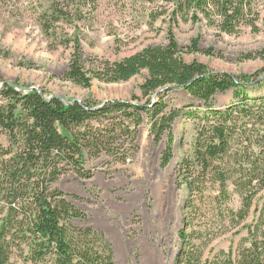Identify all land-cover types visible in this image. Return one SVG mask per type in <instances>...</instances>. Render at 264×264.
Wrapping results in <instances>:
<instances>
[{"label": "trees", "instance_id": "obj_1", "mask_svg": "<svg viewBox=\"0 0 264 264\" xmlns=\"http://www.w3.org/2000/svg\"><path fill=\"white\" fill-rule=\"evenodd\" d=\"M172 2L174 21L176 14L204 20L207 27L228 34H236L244 25L254 31H259V23L264 26V15L259 11L264 0ZM53 8L50 17L45 15V19H52L45 31L69 14L68 7ZM170 38L167 46H149L119 61L92 60V69L86 67L80 45H76L66 78L90 87L93 79L129 81L146 70L148 76L141 85L147 99L144 104L65 100L16 83L2 84L0 133L7 144L0 143V264H114L112 244L103 232L73 224L74 219L87 215L68 201L57 182L69 172L91 178L86 156L106 154L126 163L135 156L130 150L137 149L138 127L146 118L157 141L168 136L161 162L167 166L173 159V125L181 110H168L162 99L153 102L152 97L171 87L185 89L207 106L190 114L196 123L193 152L177 169V182L185 186L188 195L187 230L180 232L185 249L179 263L264 264V204L235 252L233 248L220 250L204 260L205 248L196 243L202 238L194 224L200 216L198 203L207 199L217 204L220 226L229 223L237 227L249 217L257 195L264 190V95L246 92L250 78L210 71L198 61L186 62L174 37ZM197 44L198 38L192 47L198 48ZM258 57L264 58V50ZM230 89L237 101L223 109L210 105L218 92ZM209 191L214 194H207ZM233 194L242 201L238 210L229 206Z\"/></svg>", "mask_w": 264, "mask_h": 264}, {"label": "rangeland", "instance_id": "obj_2", "mask_svg": "<svg viewBox=\"0 0 264 264\" xmlns=\"http://www.w3.org/2000/svg\"><path fill=\"white\" fill-rule=\"evenodd\" d=\"M172 1L0 0V87L8 82L26 90L37 89L46 97L97 104L113 100L144 104L147 99L143 98L141 85L148 76L146 70L129 81L93 79L90 87L66 78L76 45H80L86 67L92 69V60L119 61L149 46H167L172 35L186 62L198 61L210 71L250 78L252 83L246 86V92L250 96L264 95V58L258 57L264 50V26L259 23V31H254L244 25L236 34H228L207 27L204 20L176 14L174 21ZM53 6L68 7L69 14L45 31L52 21L45 15L52 13ZM259 11L264 15V8ZM197 38L198 48L194 49ZM207 50L213 53L209 55ZM233 92H218L210 105L223 109L234 103L237 99ZM161 99L168 110H181L173 125V159L167 166L161 162L168 136L157 141L146 118L138 127L137 149L130 150L135 151V156L126 163L106 154L86 156L91 178L69 172L57 182L68 201L87 215L74 219L73 224L103 232L112 244L114 264H180L179 257L185 249L180 232L187 230L188 195L185 186L177 182V169L183 158L193 152L196 123L190 114L207 106L183 88L171 87L155 98ZM0 143L7 144L1 133ZM263 204L264 190L257 195L249 217L231 227L229 223L220 226L217 204L207 199L199 202L200 216L194 224L202 238L196 243L205 248L204 260L220 250L228 252L233 248L235 252L248 236V227L258 218ZM229 206L240 209L241 198L233 194ZM207 240L211 242L205 245Z\"/></svg>", "mask_w": 264, "mask_h": 264}, {"label": "water", "instance_id": "obj_3", "mask_svg": "<svg viewBox=\"0 0 264 264\" xmlns=\"http://www.w3.org/2000/svg\"><path fill=\"white\" fill-rule=\"evenodd\" d=\"M31 89H33V88H31ZM168 90H169L168 88H165V89L161 90L160 93H156V94L154 95V100H153V102H156L155 98H156L158 95H160L161 93L166 94V93L168 92Z\"/></svg>", "mask_w": 264, "mask_h": 264}]
</instances>
